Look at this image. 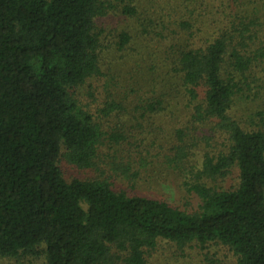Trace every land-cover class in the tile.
Returning <instances> with one entry per match:
<instances>
[{"label": "trees", "instance_id": "1", "mask_svg": "<svg viewBox=\"0 0 264 264\" xmlns=\"http://www.w3.org/2000/svg\"><path fill=\"white\" fill-rule=\"evenodd\" d=\"M161 241L264 264V0H0V256L148 264Z\"/></svg>", "mask_w": 264, "mask_h": 264}, {"label": "rangeland", "instance_id": "2", "mask_svg": "<svg viewBox=\"0 0 264 264\" xmlns=\"http://www.w3.org/2000/svg\"><path fill=\"white\" fill-rule=\"evenodd\" d=\"M259 104V100H245L239 98L236 100L235 107H233L232 112H234L235 109V112L241 118H254L253 112L258 108ZM91 111L95 112L93 110ZM60 167L67 181L75 179L108 180L114 190H123L129 194L142 193L145 196L153 195L154 197L163 198L177 206L187 205V210H191L197 203L196 200H192L184 191L181 190L176 193L175 190H171L167 185L156 184V188L149 189L142 183L134 184L124 178H117V175L114 173L115 171H113L111 166L105 167L103 165H99L96 168L82 170L66 163L65 161H62ZM235 183H237V179L234 175H232L229 180L226 181L225 185L232 186ZM146 260L148 261V264H200L195 257V251L185 250L183 254H180L175 245L163 241H161L154 250L150 251ZM0 264H45V258L43 254L35 256L33 254L20 253L16 257L0 256ZM120 264H122V262H120Z\"/></svg>", "mask_w": 264, "mask_h": 264}]
</instances>
